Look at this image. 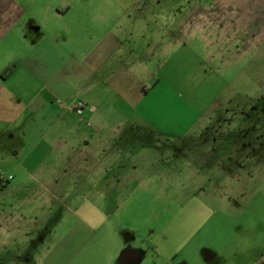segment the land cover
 Returning a JSON list of instances; mask_svg holds the SVG:
<instances>
[{"label":"rangeland","instance_id":"obj_1","mask_svg":"<svg viewBox=\"0 0 264 264\" xmlns=\"http://www.w3.org/2000/svg\"><path fill=\"white\" fill-rule=\"evenodd\" d=\"M68 2L71 11L60 20L71 32L68 45L83 54L109 39V45L118 48L111 59L114 69H120L118 78L111 79L114 87L111 84L101 92L115 100L116 108L110 114L138 119L144 110L151 118L173 120L183 145L174 157L140 158L144 165L173 167L172 174L164 173V182L78 183L72 172L63 171L60 174L65 183H29L1 194L3 207L13 205L25 215L21 227L26 232L19 235L17 245L8 246V251L0 249V264H159L150 248L141 244L146 230L157 229L163 223V213L173 209L170 204L166 210L160 202L161 189L185 199L193 193L204 195V185L209 187L211 198L220 194L219 173L205 161L203 152L216 149L222 133L238 134L242 145L238 174L242 183H256L257 188H245L241 211L244 219L251 218L253 199L254 209L261 214L262 246L264 0ZM64 4L65 0H0V75L12 56L21 55L35 36L53 27L56 9ZM124 49H131L132 55ZM100 79L110 85L108 77ZM14 80L4 89L18 100L12 91L23 90V81ZM157 82L148 97L139 99L133 92L138 84L149 89ZM118 83L126 85L127 96L118 93ZM140 103L144 107L139 110L136 106ZM88 110L85 106L82 113H76L84 116ZM146 126L155 132L151 125ZM103 162L101 174L113 175L105 171L108 167ZM12 169L10 161L0 159L1 175ZM28 196L32 198L29 204L19 203ZM94 206L102 212L98 220L84 213ZM215 234L207 233L203 239L216 241L217 246L224 239L230 241V234ZM141 246L147 249L141 259L139 251L134 260L120 258L122 250ZM222 258L229 264L232 259L242 264L249 260L226 250Z\"/></svg>","mask_w":264,"mask_h":264},{"label":"crops","instance_id":"obj_2","mask_svg":"<svg viewBox=\"0 0 264 264\" xmlns=\"http://www.w3.org/2000/svg\"><path fill=\"white\" fill-rule=\"evenodd\" d=\"M71 7L65 0V4L56 9L53 27L43 34L37 32L38 36L32 39L27 49L21 55L12 56L1 71L0 154L3 156L0 159L13 164L12 171L7 174L1 175L0 171L1 181L5 183L0 188L1 250L8 251V246L17 245L19 235L26 232L21 227L25 215H20L13 205L3 207L5 202L1 194L16 191L29 183H65L60 174L63 171L72 172L78 183L164 182V173L172 174L174 168L144 165L140 158L174 157L183 145L173 120L151 118L144 110L138 119L110 114L111 109L116 108L115 100L111 101L109 93L101 92L105 87L113 86V77L118 78L120 69H114L111 60L118 48L109 45V39L95 44L83 54L68 45L71 32L60 20L71 11ZM124 51L129 52V56L133 52L131 49ZM15 62L14 69L5 74V69ZM105 76L110 85L101 82L100 78ZM15 78L23 81L21 87L24 88H12L18 100L4 89L5 84ZM157 84L149 89L138 84L133 92L139 99L148 97ZM127 90L126 85L118 83L120 95L127 96ZM79 101L89 107L88 115H77L75 104ZM143 107L141 103L136 106L139 110ZM147 123L156 129L155 132L148 131ZM237 136L222 133L218 147L203 152L205 161L215 166L219 173L220 194L211 198L207 195L209 187L204 185V195L193 193L185 199L179 195L172 197L164 187L161 189L160 202L166 205V210L170 204L173 209L163 213V223L157 229L146 230V238L141 244L150 248L159 264H229L222 258L225 250L233 256L249 257L246 264H264V244L259 247V209H254L256 204L250 199L251 218L244 219L241 211L243 198L247 195L245 188L257 186L256 183H242V176L238 174L242 167V145ZM101 161L107 163L105 171L114 172L113 175L101 174ZM31 200L29 196L23 197L19 203L29 204ZM84 213L96 220L102 214L95 206L87 208ZM219 231L230 234V241L224 239L217 246L216 241L208 243L203 239L207 233L211 235ZM141 247L122 250L120 258L134 260L139 251L141 259L147 250ZM261 258L263 262L259 263ZM232 260V264H242L239 260Z\"/></svg>","mask_w":264,"mask_h":264},{"label":"trees","instance_id":"obj_3","mask_svg":"<svg viewBox=\"0 0 264 264\" xmlns=\"http://www.w3.org/2000/svg\"><path fill=\"white\" fill-rule=\"evenodd\" d=\"M16 62L15 63H12L10 64L6 69H5V74H9L13 69L14 67L16 66ZM5 186V183H2L1 181V178H0V188L4 187Z\"/></svg>","mask_w":264,"mask_h":264},{"label":"built area","instance_id":"obj_4","mask_svg":"<svg viewBox=\"0 0 264 264\" xmlns=\"http://www.w3.org/2000/svg\"><path fill=\"white\" fill-rule=\"evenodd\" d=\"M83 108H84V104H83L82 101H79V102H77V103L75 104V111H76L77 113H82ZM10 178H11V176L8 177V179H10Z\"/></svg>","mask_w":264,"mask_h":264}]
</instances>
